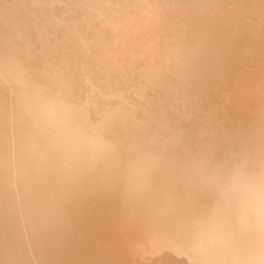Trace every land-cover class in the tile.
Segmentation results:
<instances>
[{"label": "bare ground", "instance_id": "6f19581e", "mask_svg": "<svg viewBox=\"0 0 264 264\" xmlns=\"http://www.w3.org/2000/svg\"><path fill=\"white\" fill-rule=\"evenodd\" d=\"M0 264H264V0H0Z\"/></svg>", "mask_w": 264, "mask_h": 264}]
</instances>
